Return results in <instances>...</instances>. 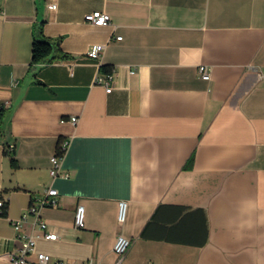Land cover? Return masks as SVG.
<instances>
[{"label": "crops", "instance_id": "0c3cea01", "mask_svg": "<svg viewBox=\"0 0 264 264\" xmlns=\"http://www.w3.org/2000/svg\"><path fill=\"white\" fill-rule=\"evenodd\" d=\"M95 10L111 22L86 20ZM41 24L69 56L33 67ZM51 187L58 204L40 213L58 237L32 215L17 231ZM1 199L0 264L25 231L76 264H116L119 234L128 264H264V0H0Z\"/></svg>", "mask_w": 264, "mask_h": 264}, {"label": "built area", "instance_id": "2783aa9c", "mask_svg": "<svg viewBox=\"0 0 264 264\" xmlns=\"http://www.w3.org/2000/svg\"><path fill=\"white\" fill-rule=\"evenodd\" d=\"M49 8L56 9L57 4H49ZM86 20L93 23L97 26H104L111 22L110 15L102 10L92 11L85 16ZM121 38V37H118ZM105 49V44H94L88 51V55L92 59H99L102 56V53ZM199 73L203 79H211V67L206 64H201L198 68ZM134 71V70H133ZM132 71V72H133ZM113 72L99 73L96 77V82L106 86V91L111 92L113 89ZM64 120V119H63ZM71 121L76 123L78 121L77 116L71 117ZM69 142L64 141L61 143L59 149L52 155L51 162L52 167L50 173L53 177L58 176L61 173L63 167V158L67 150ZM59 191L55 187H51L45 191V193L39 198L38 205H32L29 209L24 212L17 219L12 220L13 226L17 231H20L28 218L32 215L35 218V222L39 225L40 230L43 232L45 238L56 239L58 233L55 231L48 230V224L43 220L40 209L46 206H56L58 204L57 195ZM6 209V202L0 200V212L4 213ZM127 215V201L121 200L119 202V211H118V220L120 223H123ZM75 226L77 228H84L86 222V210L83 204H78L75 212ZM19 249L17 251L10 252L8 255V264H28L32 254H35L37 261L40 264H76L67 262L63 259L53 260L52 256L44 252H35V235L30 232H21L19 234ZM132 244V239L126 237L123 234H119L116 238V241L113 246V251L117 255L116 264H128L124 263L125 256ZM86 264H94L93 262H88ZM146 264H153L152 261H149Z\"/></svg>", "mask_w": 264, "mask_h": 264}, {"label": "trees", "instance_id": "16d2710c", "mask_svg": "<svg viewBox=\"0 0 264 264\" xmlns=\"http://www.w3.org/2000/svg\"><path fill=\"white\" fill-rule=\"evenodd\" d=\"M69 55L61 48V39H52L44 35L42 24L32 44L31 66L38 67L52 62L56 58H65ZM110 70V69H108ZM16 164V160H13Z\"/></svg>", "mask_w": 264, "mask_h": 264}]
</instances>
